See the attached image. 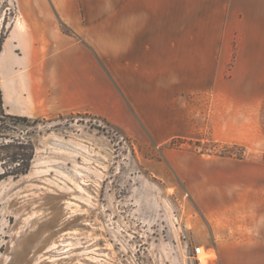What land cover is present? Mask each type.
Listing matches in <instances>:
<instances>
[{
  "label": "crops",
  "instance_id": "crops-1",
  "mask_svg": "<svg viewBox=\"0 0 264 264\" xmlns=\"http://www.w3.org/2000/svg\"><path fill=\"white\" fill-rule=\"evenodd\" d=\"M16 1L6 111L94 113L149 139L196 202L213 264H264V0ZM207 139L242 153L186 145Z\"/></svg>",
  "mask_w": 264,
  "mask_h": 264
},
{
  "label": "rangeland",
  "instance_id": "rangeland-1",
  "mask_svg": "<svg viewBox=\"0 0 264 264\" xmlns=\"http://www.w3.org/2000/svg\"><path fill=\"white\" fill-rule=\"evenodd\" d=\"M17 18V1L0 0V38ZM41 119L30 170L0 181V264H213L198 206L159 163V147L94 113ZM190 144L242 153L209 139Z\"/></svg>",
  "mask_w": 264,
  "mask_h": 264
},
{
  "label": "trees",
  "instance_id": "trees-1",
  "mask_svg": "<svg viewBox=\"0 0 264 264\" xmlns=\"http://www.w3.org/2000/svg\"><path fill=\"white\" fill-rule=\"evenodd\" d=\"M63 29L70 32L66 26ZM6 37L0 38V53ZM43 121L45 119H31L8 113L0 86V181L15 179L28 173L35 155L33 135ZM105 121L114 125L108 120Z\"/></svg>",
  "mask_w": 264,
  "mask_h": 264
},
{
  "label": "built area",
  "instance_id": "built-area-1",
  "mask_svg": "<svg viewBox=\"0 0 264 264\" xmlns=\"http://www.w3.org/2000/svg\"><path fill=\"white\" fill-rule=\"evenodd\" d=\"M201 254H202V252H201V246H196L195 247V251H194V255L196 256V258H197V260L199 262H201Z\"/></svg>",
  "mask_w": 264,
  "mask_h": 264
}]
</instances>
